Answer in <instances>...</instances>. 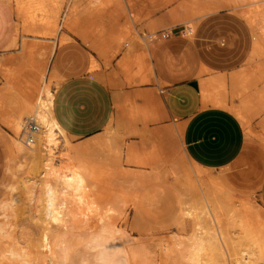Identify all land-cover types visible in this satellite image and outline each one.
<instances>
[{
  "label": "bare ground",
  "instance_id": "obj_1",
  "mask_svg": "<svg viewBox=\"0 0 264 264\" xmlns=\"http://www.w3.org/2000/svg\"><path fill=\"white\" fill-rule=\"evenodd\" d=\"M104 2L105 0H16L14 13L21 21L25 31L37 33L43 35L42 38H47L53 33V29L60 25L61 21H68L75 11L81 10L91 15L95 10H99ZM181 2L179 8L184 9L185 13L180 17L176 11H173L171 13L172 23L175 25L187 23L185 29L188 28V31L192 33L197 25V20L215 12L216 9V5L211 0H184ZM231 2L235 4L238 0H231ZM241 2L243 1L241 0ZM246 4L245 7H248L243 11L247 16L246 18L249 17L253 24L258 20L264 24V0H251ZM0 5L12 13L11 0H0ZM62 6L65 7L64 12H61ZM48 8L51 12L46 11ZM132 20L134 22L133 18ZM36 24L41 27L38 28ZM259 29L260 37L253 36L254 53L255 51L261 53V48H263L264 26L261 25ZM18 30L15 27L9 45L6 46L10 47L16 44ZM161 30L158 22L152 24L150 31L147 32L146 30L140 31L127 21L122 34L117 36L119 43L123 42L121 47L122 60L118 64L119 71L117 72L123 76L125 84L138 87L133 91L122 92L119 90L122 83L118 78L117 81L113 77L114 74H108L104 78L105 83L113 88L116 111L107 123L108 125L105 126L106 134L102 144L98 140L81 144L73 142V134L61 125L54 112L56 89H53L49 84L47 85L46 81L39 86L35 99L29 100L28 104L22 103L14 120L7 118L11 124V133L5 149V172L10 175L11 180L5 186L7 195L0 199V237L11 240L8 242L12 248L14 247L15 255L20 259L19 262L32 263L40 253L39 246H42L41 243L38 245L35 242L36 236L35 239L28 235L24 241H19L13 235L14 232H17L15 229L19 226L21 219L28 215V218L31 217L32 220L42 226V232H39L42 235L45 230V232L51 230L53 225L65 228L73 224L75 226L76 223L79 225L88 224L95 233L92 231L94 234L92 236L90 234L91 237L86 240L88 245L85 246L94 249L96 255L94 253L93 260L90 259L94 262L88 263L86 261L85 263L127 264V250L122 246L120 238L115 236V233H120L119 224L109 222L112 221L114 212L119 213L121 210L114 203L108 204L110 206L105 208V200L104 202L102 200L100 185L103 178L109 179L114 175L121 183H118L120 186L125 184L127 187L129 184L131 187L132 185L136 187L139 185L136 183L140 182L142 178L141 175H135L136 173L133 174V172L120 168L123 165L116 163V166L119 167L115 166V162L120 161L121 163L122 161L119 159L120 157H117L119 154H115V152L120 151L117 148H113L107 153V157H109L108 169L110 170L108 176H106L107 173L104 174L105 171L100 169L97 160L94 158V155L103 151L104 147L111 148L112 136L118 135L123 129L126 134H139L138 136L147 138L144 137L145 140L143 139V143H140L139 146L135 143L129 144L127 149L129 160L144 164L143 160H136V158L139 152L143 155L144 151L141 150H147L148 153L144 155H153L152 157H154L152 161H149L152 157L147 159L149 164L153 166L152 169L158 170L160 164L163 166L170 164L174 168L176 174L174 183H169L166 177L162 179V182L167 184L165 185L168 190L167 194L171 202L174 200V206L178 204L181 216L190 217V223H192L191 233H189L184 247L183 242L180 243L183 259L178 257L179 259L188 261L189 264H264V214L261 215L262 212H259L261 216L253 219L252 214L257 212L255 205L234 198V189L230 184L234 180L233 177L226 173L215 175L211 168H202L192 163L184 150H180L177 154L167 150V145L175 136V132L181 136L185 122L177 124L175 130L171 128L145 130L144 128V126L162 122L167 118L162 104L163 98L161 99L162 95L160 96L159 93L160 88L144 90L140 87L141 84L153 82L155 79L152 69L154 67L153 62L151 65L149 61L154 56L150 50L153 45L150 47L147 38L151 40L158 37L162 33H160ZM22 37L21 46L25 44L24 38L26 36L22 35ZM98 46L100 51L105 50L104 44ZM255 55L257 54H254V57ZM262 55L264 56L263 53ZM252 56L250 58L253 59ZM252 62L251 64H254V60ZM251 64L248 67H251ZM261 66L256 65L257 68H262L260 72L254 68L251 70L242 68L230 74L222 71H211L207 68L203 69L201 73L206 72V76L201 77L196 84L201 106L231 110L242 120L247 131L252 133L251 114L264 109V81H262L264 80V69ZM89 71L94 70L90 69ZM54 74H56V69ZM236 99L240 101L237 103L235 102ZM1 112L4 115L7 114L5 109H2ZM29 120L35 122L38 129L33 132V139L27 142L24 129ZM138 122L143 124L142 128H144L145 134L138 127ZM261 132L264 133V120L261 122ZM160 152H163V156L159 154ZM86 153H90V156H85ZM158 161L160 164L157 165ZM186 161H189L193 168L190 167L189 170L187 164H183ZM101 166H103L102 163ZM104 166H106V161ZM179 172L182 174L179 175ZM165 175L163 174V176ZM177 175L181 176L179 178L182 179L181 181H177ZM158 178L159 176L150 175L147 180L154 183ZM118 180L113 183H117ZM110 181L111 185L112 182ZM104 188H108V186ZM118 188L120 187L118 186ZM114 189L115 187L113 190L109 187L110 191H118L117 189L114 191ZM123 189L125 188L123 187ZM121 191L123 192V190ZM176 201L177 204L175 205ZM100 217H103L102 221L99 220ZM20 234L22 233L20 232ZM20 234L18 235L20 236ZM46 237V235L43 236V239ZM44 241L46 240L44 239ZM57 242L60 243V241ZM46 243L49 244L47 241ZM65 244L67 245L65 242L63 246ZM180 244L178 243V245ZM51 245L53 248L55 245L57 250L63 247L62 244H59L61 248L56 246L58 245L56 242ZM66 248L68 245L64 247V249ZM0 250L6 252L3 247ZM51 252L53 251L50 249L49 253L51 254ZM58 253L56 251L54 255L58 256ZM62 253L64 252L62 251ZM66 253L62 254V261L65 258L68 259V253ZM12 255L9 253L10 259ZM69 255L68 257H70ZM0 259L3 258L0 257ZM85 260L87 259L85 258ZM167 260L166 258L165 261ZM15 262V264L19 263L18 261ZM161 262L160 264H164Z\"/></svg>",
  "mask_w": 264,
  "mask_h": 264
},
{
  "label": "rangeland",
  "instance_id": "obj_2",
  "mask_svg": "<svg viewBox=\"0 0 264 264\" xmlns=\"http://www.w3.org/2000/svg\"><path fill=\"white\" fill-rule=\"evenodd\" d=\"M181 1L183 2L184 0H171L169 2L168 0H105L101 8L95 10L91 15L87 14L85 11H75L68 21H61V26L57 25L53 29V33L47 38H42L44 36L37 33H28L25 31L21 21L15 13L9 16V22L14 26V29L17 27V30H19L15 45H11L12 47L5 46L6 43H9L8 37L11 32H8L5 34V42L0 46V199L7 195L5 186L11 180L10 175L5 172V149L7 139L10 138L11 133V124L8 122L7 118L14 120L22 103L26 102L28 104L29 100L35 99L41 84L43 85L46 81L47 85L49 84L53 89H57L59 85L72 74L89 72L96 77L98 76L102 81H104V78H106L108 74H114L113 77L117 81L119 79L120 83H122L119 87V90L122 92L133 91L138 87L136 85L129 86L125 84L123 76L117 72L119 71L118 64L122 60L121 47L123 44V42L119 43L117 36L122 34L127 21L140 31L146 30L149 32L150 26L157 22L159 28H162L160 31V33H162L158 35V37H154L151 40L147 38V41L149 40L150 47L153 45V47L150 48L152 54L160 51L161 57L166 62L165 64L168 70L160 73L158 68L154 66L152 69L153 76H155L154 78L156 80L154 79L153 82H145L141 84L140 87L144 90H155L156 88H160L159 93L160 96L162 95L161 99L163 98L162 104L167 118L162 120V122L160 121L158 123L149 124L146 127L144 126L145 130H154L156 128H171L175 130L177 124L184 122H179L171 118L165 105L164 94L166 93L167 87L171 84L184 80H195V84H197L201 77L206 76V72L201 73V71L206 68L211 71H222L227 74L242 68L249 70L254 68L257 72H260L262 68H257L256 65L259 67L262 65L261 67L264 69V56L262 55V53L264 54V51H262L264 49V41L262 40L263 48H261V53H257L256 51L254 53L252 45V43L254 44L253 38L255 35L260 37L259 28L261 25L264 26V24L261 20L253 24V22L249 20L250 18L248 17L247 19L246 14H244L245 12H243L248 7H245V5H247L246 3L251 2V0H242L243 2L238 0L235 4H232L231 0H211L216 5L215 12L198 19L193 33L188 31V28L185 29L188 25L187 23H180L177 25L172 23L171 13L173 11H176L180 17L185 13L184 9L179 8ZM11 5L14 10L16 0H11ZM64 10L65 7L62 6L61 12H64ZM46 11L51 12L49 8L46 9ZM7 12L6 8L0 5V43L4 41L3 33L7 23ZM36 26L38 28L41 27L38 24H36ZM22 35L26 36L23 46L20 45V41L23 39ZM103 44L105 45V50L100 51L98 45ZM253 53L257 54L258 57L262 55V58H256L257 55L254 57ZM251 55H253V59L250 58ZM253 60L254 64H251ZM149 61L152 65V62H156V58L151 57ZM250 64L252 66L248 67ZM55 69H57L56 74H54ZM90 69L94 71L91 72L89 71ZM239 101V99L235 100L237 103ZM2 109L7 111L6 115L1 112ZM263 120L264 109L260 112H253L250 121L253 132L249 133L243 125L245 131V145L242 153L230 166L212 169L215 175L226 173L233 177L234 180H232L230 184L234 189V198L239 201L250 202L257 208V212L252 214L253 219L264 214L263 206L260 205L258 197L261 177L264 173V133L261 132V122ZM138 127L143 131L142 133L145 134L141 122H138ZM147 127L148 129H146ZM105 132L106 129L98 134L82 139H75L73 136L72 140L77 144L92 140L95 142L98 140L99 143L101 142L102 144L105 140ZM142 133L141 135L144 136ZM138 135L139 134H126L125 130L121 129L118 135L112 136L111 148L104 147L103 151H99L94 155L100 169L105 171L104 174L106 175L107 173L106 176H108L110 170L108 169L109 157H107V153H109L111 149L117 148L120 151L115 152V154H119L117 157H120L119 159L122 160V164L118 159V162L114 163L115 166L116 163L123 165L120 168L133 172V174L136 173L135 175H141L140 177L142 178L140 182L136 183V185L139 184L136 187L135 185L131 187L128 183L127 187L125 184L120 186L118 184L120 183L118 178L116 179L114 175L109 177V179H102L100 189L103 202L105 200V208L114 203L122 212H114L117 216L114 215L112 221L110 220L109 222L116 223V225L119 224L118 229L120 228V233H115V236L120 238L122 246L127 250V264H160L162 260L161 263L164 264L166 262L167 264H189L187 263L188 261H182L183 258L181 257L180 251L182 242L184 247L190 235L189 233H191L190 229H192V223H190V217L181 216L177 201L175 203V205H177L174 206V200L171 202L167 194L168 190L165 186L167 184L162 182V179L166 177L169 183H174V180H176L174 168L171 167L170 164H167V166L165 165L166 167L163 166L160 164V161L162 162V160H160L157 163V165L160 164V168H158V170L152 169L153 166L149 164V161H152L154 157H152L153 155H147V158V156L144 155L148 153L147 150H141L144 151L143 155L139 152L136 158V160H143L142 162H145L144 164H138L129 160L127 156L129 144L135 143L139 146L141 145L140 143H143L142 140L145 136L140 137ZM181 136L175 132V136L167 145L168 151L177 154L180 150H184ZM145 139L147 138L145 137ZM162 153L160 152L159 154ZM140 154L142 156L141 158ZM84 155L90 156V153ZM143 157L145 159H142ZM149 158L150 160L147 161ZM105 161L106 166H104ZM101 163L103 166H101ZM153 163L155 162L153 161ZM183 164H187L189 170L193 168V165L189 161L183 162ZM163 174L167 175L163 176ZM181 174L182 172H179V175ZM150 175L154 177L159 176V178L156 179L154 183H150L147 180ZM179 178H181V176L177 177V181L182 180ZM115 180H118V182L113 183ZM109 181L112 182L111 185ZM106 186H108V188H104ZM118 186L120 188H118ZM109 187H111V190L115 187L114 191H116V189L118 191H110ZM123 187L125 189H123ZM121 190H123L124 193ZM120 193L123 194L121 195ZM112 200L113 202H111ZM259 212H262V214L260 215ZM30 220H32V218H28V215L25 216V218L23 217L17 227L18 230L17 228L15 229L17 232L13 233L15 238L19 239V241H24L26 236L31 235L35 239L37 237L38 241L37 239H33L38 245L39 243L42 244V246H39L40 253L36 256L35 262L32 261V263L28 262L25 264H84L86 261L88 263L94 262L91 261L93 260L92 256L94 257V249H90L88 246L89 250L87 246H85L86 244L88 245L86 242L87 238H90L95 233L93 231L94 229L88 224L82 223V226L79 225V223H76L75 226L74 224H69L70 226L65 228L53 225L48 232L43 230L44 232L42 235L39 233L42 232V226L38 222H35V220H32V222H30ZM99 220L102 221L103 217H100ZM87 226H89L88 229ZM95 230L97 231V229ZM92 231L94 233H92ZM20 232L23 235L20 234ZM17 233L20 234V236ZM45 235L49 237L44 238L49 244L43 239ZM48 239H50V241H48ZM179 240L182 241L179 242ZM8 241L11 240L0 237V249L2 247L6 249V252L5 250H0V257L3 258L0 259V264H15V261L19 262L20 260L18 256L15 255L16 252L15 249L13 250L14 247L12 248ZM57 241H60V243ZM54 242L58 244L56 245L58 247L59 244L63 246V243L66 242L68 248L64 249V247L67 246L65 244L62 249L57 250L55 249V245L54 248L51 245L54 244ZM178 243H181V246L178 245ZM49 247L51 251H53L51 254L54 255L57 251V253L59 252L61 255L58 253V256H52L49 253ZM7 251L13 254L10 256L11 259ZM62 251L64 253H62ZM66 252L70 254V257H68ZM65 253L68 259L65 258L64 261H62L63 257L61 258V256ZM84 257L87 260L84 261ZM164 257L168 260L165 261V259H162ZM18 264L24 263L20 261Z\"/></svg>",
  "mask_w": 264,
  "mask_h": 264
},
{
  "label": "crops",
  "instance_id": "obj_3",
  "mask_svg": "<svg viewBox=\"0 0 264 264\" xmlns=\"http://www.w3.org/2000/svg\"><path fill=\"white\" fill-rule=\"evenodd\" d=\"M12 13L7 12L4 41L0 46L5 42V34L11 32L8 37L9 42L13 36L14 26L9 22ZM153 57L156 58L153 65L160 73L168 70L160 51ZM195 82V80H184L173 83L167 87L164 94L170 117L185 122L181 134L184 152L192 163L202 168L230 166L243 151L244 124L229 109L202 107ZM115 111L113 89L89 72L72 74L55 91V115L75 139L102 132ZM258 197L264 209V173L261 177Z\"/></svg>",
  "mask_w": 264,
  "mask_h": 264
},
{
  "label": "built area",
  "instance_id": "obj_4",
  "mask_svg": "<svg viewBox=\"0 0 264 264\" xmlns=\"http://www.w3.org/2000/svg\"><path fill=\"white\" fill-rule=\"evenodd\" d=\"M38 129V126L35 122L29 120L25 124V129H24V135H25V140L28 142L29 140L33 139L32 134L35 130Z\"/></svg>",
  "mask_w": 264,
  "mask_h": 264
},
{
  "label": "trees",
  "instance_id": "obj_5",
  "mask_svg": "<svg viewBox=\"0 0 264 264\" xmlns=\"http://www.w3.org/2000/svg\"><path fill=\"white\" fill-rule=\"evenodd\" d=\"M57 114V113H56ZM58 117V116H57ZM59 119V118H58ZM60 121V120H59ZM61 122V121H60ZM62 123V122H61Z\"/></svg>",
  "mask_w": 264,
  "mask_h": 264
}]
</instances>
